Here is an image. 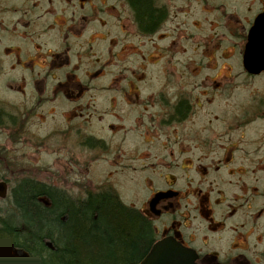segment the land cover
I'll return each instance as SVG.
<instances>
[{
  "label": "flooded vegetation",
  "instance_id": "1",
  "mask_svg": "<svg viewBox=\"0 0 264 264\" xmlns=\"http://www.w3.org/2000/svg\"><path fill=\"white\" fill-rule=\"evenodd\" d=\"M135 1L0 0V75H27L78 154L139 192L117 195L152 230L142 260L167 240L195 264H264V71L243 65L264 0Z\"/></svg>",
  "mask_w": 264,
  "mask_h": 264
},
{
  "label": "trees",
  "instance_id": "2",
  "mask_svg": "<svg viewBox=\"0 0 264 264\" xmlns=\"http://www.w3.org/2000/svg\"><path fill=\"white\" fill-rule=\"evenodd\" d=\"M0 206V264H138L152 240L150 226L107 184L75 197L17 177ZM11 249L28 261L5 260Z\"/></svg>",
  "mask_w": 264,
  "mask_h": 264
},
{
  "label": "rangeland",
  "instance_id": "3",
  "mask_svg": "<svg viewBox=\"0 0 264 264\" xmlns=\"http://www.w3.org/2000/svg\"><path fill=\"white\" fill-rule=\"evenodd\" d=\"M247 3L248 0H235V5L240 11L247 6ZM200 19L201 16H192L189 22L198 25ZM188 32L192 39H198L203 35L210 38L213 35V31L203 25L197 31L188 28ZM212 50L211 48V52ZM207 53L210 54V49ZM184 61L188 62L187 59ZM215 61L218 64V60L215 59ZM135 69V63H128L129 74ZM223 71L225 72L224 69ZM38 77L41 76L38 75ZM30 80L27 75H0V99L2 100L0 105H3L5 112H12L19 118L18 130L0 127V176L11 184L17 177H31L67 191L75 197L84 190H91L102 184H109L122 201L128 202L131 197L138 195L139 192L129 190L126 176L110 169L112 162L106 160L92 166L88 158L78 154L74 149V139L66 134L67 125L62 122L59 124L57 121L59 113L53 109L48 111L49 106L46 104L39 108L35 106L37 92L31 88L35 86ZM50 87L51 85H48V89ZM44 92L46 93L45 90ZM18 131L25 132V135L18 138ZM60 131H65V134ZM127 138L130 139L132 136L128 135ZM122 185L126 189L122 190ZM6 194H8V187ZM4 259L28 261L24 253L13 249L4 256Z\"/></svg>",
  "mask_w": 264,
  "mask_h": 264
},
{
  "label": "water",
  "instance_id": "4",
  "mask_svg": "<svg viewBox=\"0 0 264 264\" xmlns=\"http://www.w3.org/2000/svg\"><path fill=\"white\" fill-rule=\"evenodd\" d=\"M243 65L249 74L264 71V12L258 15L247 35ZM6 196V185L0 183V199ZM195 255L172 241H161L153 245L139 264H195Z\"/></svg>",
  "mask_w": 264,
  "mask_h": 264
},
{
  "label": "bare ground",
  "instance_id": "5",
  "mask_svg": "<svg viewBox=\"0 0 264 264\" xmlns=\"http://www.w3.org/2000/svg\"><path fill=\"white\" fill-rule=\"evenodd\" d=\"M6 187H8V193H9V189H10V183L9 181L6 180ZM8 195V194H7ZM7 197V196H6Z\"/></svg>",
  "mask_w": 264,
  "mask_h": 264
}]
</instances>
